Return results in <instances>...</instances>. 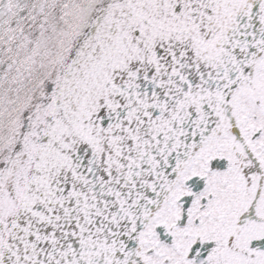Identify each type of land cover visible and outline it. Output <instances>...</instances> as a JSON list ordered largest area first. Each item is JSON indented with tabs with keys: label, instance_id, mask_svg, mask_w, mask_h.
<instances>
[{
	"label": "snow or ice",
	"instance_id": "snow-or-ice-1",
	"mask_svg": "<svg viewBox=\"0 0 264 264\" xmlns=\"http://www.w3.org/2000/svg\"><path fill=\"white\" fill-rule=\"evenodd\" d=\"M0 264H264V0H0Z\"/></svg>",
	"mask_w": 264,
	"mask_h": 264
}]
</instances>
